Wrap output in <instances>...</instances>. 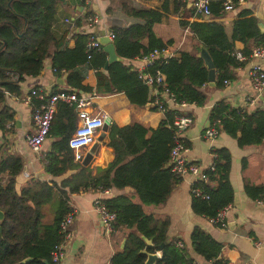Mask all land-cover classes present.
Masks as SVG:
<instances>
[{"label":"trees","instance_id":"trees-1","mask_svg":"<svg viewBox=\"0 0 264 264\" xmlns=\"http://www.w3.org/2000/svg\"><path fill=\"white\" fill-rule=\"evenodd\" d=\"M59 1L0 0L1 135L9 131L14 117L5 96L19 95L20 81L27 75H37L48 56L52 68L65 74L67 87L61 89L78 93L94 91L96 94L122 92L134 106L150 101V87L138 77L128 60L171 44L172 38L159 37L153 25L170 13H177L179 6L180 9L185 7V0L173 2L170 11L167 0L146 9H134L122 2L120 11L134 17L135 21L109 26L113 33L114 51L120 59L112 60L104 67L106 52L102 48L89 52L85 49L88 32L74 33L70 46L60 44L52 29ZM223 1L209 0L208 19L194 12L192 6L187 7L188 16L193 19L179 16L178 24L186 28L188 38L198 44L195 50L181 47L176 50V55L154 59L148 66L149 70L159 68L177 102L202 105L206 101V92L200 87L207 83V68L197 55L199 45L207 50L213 61L214 87H221L224 78L232 77L231 67L242 64L230 53L235 40L242 43L239 51L246 57L253 44L264 47V31L259 30L257 17L250 9L237 11L231 19L229 35L223 24L213 19L222 11ZM230 1L234 6L239 3V0ZM93 15L94 12L89 10L84 18ZM80 22L81 17L73 20L77 26ZM86 65H90L95 73L93 87L82 84ZM30 103L32 110L38 100L32 99ZM180 112L177 108H165L153 127L137 121L123 125L109 121L105 129V144L111 150L112 158L104 166L91 167L73 159L67 138L77 123L74 104L58 100L47 135L51 140L39 158L44 172L52 179L40 180L31 176L17 186L15 177L22 168L20 156L10 152L0 155V210L3 213L0 219V264H55L51 252L54 245L63 240L60 222L64 214L72 210L69 194L126 185L134 189L139 201H133L124 194L99 197L105 207L115 213L110 231L131 225L136 228V232L126 234L123 248L112 253L107 264H144L146 252L157 249L160 255L153 264H183L189 259L185 244L179 248L175 245L176 237L167 239L168 218H157L142 207V204H161L172 186L180 180V176L166 163L173 143L172 122ZM209 123L235 137L238 146L264 140L262 107L247 111L220 98L209 109ZM183 144L188 146L185 140ZM211 153V162L203 168L206 180L198 179L191 184V188L198 187L206 197L191 194L190 208L206 218L213 217L233 200L228 177L230 152L220 146L212 148ZM243 187L252 199L264 197V185L245 183ZM46 204L50 205L51 217L48 220L44 219L43 206ZM142 236L150 243L146 244ZM189 243L193 252L205 261L225 264L219 257L221 243L200 227L191 230ZM25 257L30 258L23 260ZM189 264L194 263L191 261Z\"/></svg>","mask_w":264,"mask_h":264},{"label":"crops","instance_id":"crops-1","mask_svg":"<svg viewBox=\"0 0 264 264\" xmlns=\"http://www.w3.org/2000/svg\"><path fill=\"white\" fill-rule=\"evenodd\" d=\"M182 1L167 0L168 10L172 9L173 2ZM122 2L134 9H146L159 6L162 0H60L56 6L53 32L61 45L70 46L73 44L74 33L78 31L93 32L98 36L112 24L127 25L135 21V18L120 11ZM189 6H191L190 0H185L184 8L180 9L179 6L177 13H170L153 25L159 37L172 38V43L169 44L172 50L181 47L195 50V46L198 45L194 39L188 38L186 28L178 24L179 16L193 19L188 16ZM241 8L250 9L257 17V21H262L264 26V0H239L238 5H233L232 9L227 11L222 10L213 19L223 24L225 32L229 35L231 19ZM89 10L97 17L95 23L88 24L87 18H84ZM75 17H81L79 26L73 23ZM233 45L234 48H240L242 43L235 40ZM128 62L132 67L140 63L136 58H131ZM241 62V65L230 68L232 77L227 83H222L221 87L210 86L207 83L200 87L207 95L202 105L184 103L177 108L192 118L184 133V140L188 143L184 156L188 161L204 168L211 162L212 148L224 146L230 152L228 177L233 189V200L224 211L225 225L218 226L205 216L191 210L190 188L193 177L190 174L180 177L161 204L157 206L142 204L145 212H150L157 218H168L167 239L176 237L183 241L192 258L188 256L189 259L184 260L183 264H189L191 261L194 264H211L192 250L189 235L194 227H200L221 243L219 257L225 261V264H264V197L252 199L246 195L243 187L245 183L264 185V140L257 144L238 146L235 137L221 130H218L213 138L202 135L203 130L210 124L209 109L220 98L231 106H240L247 111L257 107L264 108L263 99L260 98V96L264 97V92L255 96L249 81L251 66L260 63L264 67V57L249 56ZM64 75V72L58 73L52 68L48 56L44 59L43 67L37 75H27L20 81L19 95L5 96V102L13 109L14 117L9 131L4 135L0 133V155L10 152L20 156L22 168L15 177L17 186L31 176L40 180L52 179L44 172L40 159H37V155L24 141V135L32 131L33 125L31 104L24 102L23 96L30 87H38L45 92L66 88ZM82 84L90 87L95 84V73L90 65L85 66ZM91 104L94 111H106L109 114V121L117 125L137 121L146 127H153L162 116L161 111L153 109L150 101L134 106L128 102L122 92L96 94ZM50 140L51 137H46L40 147L41 151L48 147ZM106 141L105 130L96 129L92 142L82 149L84 155L92 143L96 142L87 163L89 166H104L112 158L111 150L105 144ZM108 189L107 193L86 189L69 194V204L74 210V216L69 227L70 234L63 242V256L59 264H107L108 257L123 248L126 234L136 232L135 225L104 231L98 214L92 207L97 194L100 197L124 194L133 201H139L134 189L128 185ZM43 211L44 219L48 220L51 217L49 205H44ZM157 254L159 256L160 251Z\"/></svg>","mask_w":264,"mask_h":264},{"label":"built area","instance_id":"built-area-1","mask_svg":"<svg viewBox=\"0 0 264 264\" xmlns=\"http://www.w3.org/2000/svg\"><path fill=\"white\" fill-rule=\"evenodd\" d=\"M190 2L191 6L194 8V12L199 13L203 19L209 17V0H190ZM232 7L233 5L230 0H224L222 2V10L227 11L232 9ZM87 21L88 24L95 23L97 17L94 15L87 17ZM88 33L87 41L85 43L86 51L89 52L91 50H99L102 48L97 40V36L93 32ZM105 34L108 40L112 41L113 33L109 28L105 31ZM230 53L233 54L238 61L246 59V56L239 51V48H233ZM174 55H176V50H172L169 45H166L160 48H155L147 54L134 57L138 59L140 63L134 65L133 68L137 72L138 77L150 87V103L156 108V110L161 112L165 108H178V106L183 105L185 102H177L175 100L173 94L168 90L164 81V76L159 68L156 67L149 70L148 66L154 59L166 58ZM249 56L264 57V47L253 44ZM249 81L251 87L255 91V96H259L264 92V67L260 63H255L251 66L249 71ZM222 82L227 83L228 79L224 78ZM95 95L96 93L94 91L78 93L75 90L58 89L53 92H45L38 87H30L27 94L23 96V101L27 104H31L30 102L32 99H37L38 104L31 111L33 129L24 135V141L37 155V159L41 157L40 147L48 135L50 122L58 100L74 104L77 123L67 138V144L72 150L73 159L78 161L82 159V149L92 142L95 130L101 127L104 120H108L109 122V114L106 111L93 110L91 103ZM191 121V116L183 112L174 116L172 122L173 143L169 148L168 160L166 163L170 169L180 177L185 174H190L193 177V181L198 179L206 180L203 168L199 167V165L194 162L188 161L184 156V151L187 148L183 144L184 133ZM217 132L218 129L213 123H211L203 130L202 135L206 138H213ZM108 191L109 189L106 188L101 192L107 193ZM190 191L193 195L206 197L198 187L190 188ZM99 197V194H97L93 200L92 207L98 214L104 231L109 232L111 230V222L114 219L115 213L108 210L99 200ZM227 206L228 205L220 208L213 217L208 218L209 221L218 226H224V211ZM73 216L74 210L72 208V210L64 214L60 222V229L63 232V240L54 245L51 252V258L55 264H59L63 256V242L70 234L69 227L73 220ZM175 245L181 248L183 243L178 239L175 241Z\"/></svg>","mask_w":264,"mask_h":264},{"label":"water","instance_id":"water-1","mask_svg":"<svg viewBox=\"0 0 264 264\" xmlns=\"http://www.w3.org/2000/svg\"><path fill=\"white\" fill-rule=\"evenodd\" d=\"M189 3V1H188ZM257 26L259 28L260 31H263V23L262 21H257ZM97 40L98 42L101 44L102 46V49L106 52V61L104 63V67H107L108 63L112 60H119L120 57L115 53L114 51V47H113V43L112 41L108 40L106 34H105V31L104 32H100V34L97 36ZM197 55L200 56L203 60V63L205 65V67L207 68V84L212 86L214 84V67H213V61L209 55V53L207 52V50L202 46L200 45L199 46V49H198V52H197ZM261 99H263V102H264V97L263 96H260ZM108 125V120H104L103 124L101 125V129L105 130L106 127ZM96 145V142H93L91 147L89 148V150H87L82 159H81V163L83 165H87L90 157H91V151L93 150V148L95 147ZM3 217V213L2 211L0 210V219H2ZM142 239L144 240V242L146 244H149L150 243V240L143 237L142 236ZM161 245V244H160ZM158 254L157 252L153 251V252H146V256H145V259H144V264H153V262L155 261L156 258H158ZM30 257H25L23 260H27L29 259Z\"/></svg>","mask_w":264,"mask_h":264},{"label":"rangeland","instance_id":"rangeland-1","mask_svg":"<svg viewBox=\"0 0 264 264\" xmlns=\"http://www.w3.org/2000/svg\"><path fill=\"white\" fill-rule=\"evenodd\" d=\"M47 205H49V204H47ZM49 210H50V205H49ZM158 251H159V249L155 250V252H158Z\"/></svg>","mask_w":264,"mask_h":264}]
</instances>
